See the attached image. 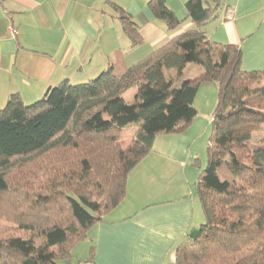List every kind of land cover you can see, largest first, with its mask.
<instances>
[{"label":"trees","instance_id":"16d2710c","mask_svg":"<svg viewBox=\"0 0 264 264\" xmlns=\"http://www.w3.org/2000/svg\"><path fill=\"white\" fill-rule=\"evenodd\" d=\"M220 5L187 0L195 27L130 66L109 65L84 83L63 81L32 104L10 96L0 110V196L13 193L10 173L37 158L41 181L35 200L20 195L27 210L15 224L28 237L0 238V264H70L72 248L121 202L128 173L155 137L191 124L202 82L218 87L207 165L194 186L204 222L196 239L177 245L174 264H264V138L252 147L253 135L264 131V71H243L238 47L207 37L202 27ZM148 6L168 29L178 25L165 0ZM114 10L131 44H139L134 22ZM189 64L202 74L172 90L166 71L181 77ZM135 86L128 103L123 95ZM130 124L138 128L123 149L120 133Z\"/></svg>","mask_w":264,"mask_h":264},{"label":"crops","instance_id":"0c3cea01","mask_svg":"<svg viewBox=\"0 0 264 264\" xmlns=\"http://www.w3.org/2000/svg\"><path fill=\"white\" fill-rule=\"evenodd\" d=\"M165 2L179 21L172 30L154 16L149 0H0V110L13 94L32 104L63 81L84 83L109 65L130 66L195 27L187 0ZM113 4L134 22L139 44L123 32ZM202 29L211 41L240 49L243 71H264V0H221ZM202 72L189 64L182 75L190 80ZM135 93L136 86L124 100L133 103ZM217 93L215 82L199 84L191 124L155 137L128 173L121 202L72 248L70 264H174L177 245L204 221L194 186Z\"/></svg>","mask_w":264,"mask_h":264},{"label":"rangeland","instance_id":"374dc122","mask_svg":"<svg viewBox=\"0 0 264 264\" xmlns=\"http://www.w3.org/2000/svg\"><path fill=\"white\" fill-rule=\"evenodd\" d=\"M170 71L173 74V84L171 86V89H178L185 81L184 79L186 78V76L182 75L181 77H178L176 76L177 74L175 70ZM137 127L138 126L136 124H130L126 126L120 133V142L123 149L129 146ZM202 132L204 133V131ZM210 133L211 125H209V128L207 130V136L205 137L206 141L209 139ZM259 138H264V131L255 133L253 135V148L259 147ZM202 156L203 161L202 159H197V167H199V172L203 171L207 165V145L204 146ZM201 161L203 162L202 164ZM40 163H42V160H40V158H37L31 165L23 167L21 169H16L14 172L10 173L11 175L9 176L8 182L10 185V190L13 193L5 196H0V238L9 239L28 237V234L25 231H20V229H18L17 225L15 224V220L18 219L20 211L27 210L24 199L20 197V195H23L22 192L30 195L29 200H35L36 197H32L33 194V196H36L35 194H40ZM43 180H45V178Z\"/></svg>","mask_w":264,"mask_h":264},{"label":"water","instance_id":"95a60500","mask_svg":"<svg viewBox=\"0 0 264 264\" xmlns=\"http://www.w3.org/2000/svg\"><path fill=\"white\" fill-rule=\"evenodd\" d=\"M199 232H200L199 229L192 230V231L190 232V234H189L188 237H189L190 239H193V240H194V239L197 238Z\"/></svg>","mask_w":264,"mask_h":264},{"label":"built area","instance_id":"2783aa9c","mask_svg":"<svg viewBox=\"0 0 264 264\" xmlns=\"http://www.w3.org/2000/svg\"><path fill=\"white\" fill-rule=\"evenodd\" d=\"M231 10L230 9H228V13H227V16L230 18L231 17ZM16 34H17V32H16V30L15 29H11L10 30V36L12 37V38H14L15 36H16Z\"/></svg>","mask_w":264,"mask_h":264}]
</instances>
